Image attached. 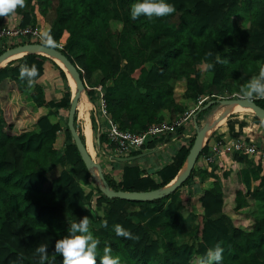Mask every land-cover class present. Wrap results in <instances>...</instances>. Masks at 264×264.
Here are the masks:
<instances>
[{
	"label": "trees",
	"instance_id": "obj_1",
	"mask_svg": "<svg viewBox=\"0 0 264 264\" xmlns=\"http://www.w3.org/2000/svg\"><path fill=\"white\" fill-rule=\"evenodd\" d=\"M137 2L26 0V7L0 17V24L6 21L8 28L30 26L39 32L51 26L59 50L77 68L90 102L99 108L94 87L100 86L111 120L133 133L172 122L207 97L194 113L201 128V118L219 105L205 108L218 101L214 88H224L226 98L242 96L240 89L264 66V0H166L175 6L174 13L133 20L130 10ZM209 52L212 56H207ZM216 57L225 62L217 63ZM24 63L39 70L32 88L19 79ZM48 63L57 73L53 81L44 79ZM204 63H213L214 68L205 71ZM180 87L182 94L177 91ZM70 99L64 71L46 56L27 54L0 68V264H39L35 248L40 244L48 245L46 264H63L54 253L55 241L68 235L71 223L83 213L91 215L90 231L100 241L97 264L105 246L120 264H198L217 243L223 248L218 264H264V174L247 156L230 154V171L219 163L223 184L214 180L200 190L198 183L215 172L196 176L193 169L168 196L146 201L107 198L68 131ZM253 101L264 109V99ZM61 111H67L65 117ZM75 121L76 113V128ZM91 121L95 130L93 116ZM182 134L184 127L169 135ZM157 141L143 150L152 149ZM193 141L177 150L156 179L136 166L124 167L118 182L106 173L103 177L112 191L161 190L175 179ZM98 144L112 153L104 133L98 135ZM208 148L207 142L195 165ZM188 186L200 195L197 220L188 232L190 244L177 242L188 216L182 206L189 201ZM116 224L140 239L118 237Z\"/></svg>",
	"mask_w": 264,
	"mask_h": 264
},
{
	"label": "clouds",
	"instance_id": "obj_2",
	"mask_svg": "<svg viewBox=\"0 0 264 264\" xmlns=\"http://www.w3.org/2000/svg\"><path fill=\"white\" fill-rule=\"evenodd\" d=\"M26 7V0H0V17H7L15 13L17 8ZM176 11L175 6L167 3L166 0H140L131 6L130 16L133 20L145 16L149 19L153 17H164ZM51 26L38 33L42 45L46 48L55 49L60 47L51 34ZM212 56V53H207ZM217 63L225 61L216 57ZM205 71L214 68L213 63H204ZM39 70L35 64L29 66L27 63L19 67V79L27 82L29 88L34 87ZM240 92L244 98L252 101L256 98H264V66L259 68L257 76L252 77ZM107 227V222H105ZM114 231L118 237L138 241L140 237L134 235L129 230L124 229L120 224L114 226ZM68 235L57 239L54 244V253L63 258V264H97V248L100 241L94 237L90 231V219L84 216L73 222L68 230ZM223 248L219 243L214 248L209 249L205 256L201 257L198 264H218L223 259ZM35 255L38 256L39 264H46L49 258L48 245L40 244L35 248ZM99 264H120V258L112 255V249L105 246Z\"/></svg>",
	"mask_w": 264,
	"mask_h": 264
},
{
	"label": "crops",
	"instance_id": "obj_3",
	"mask_svg": "<svg viewBox=\"0 0 264 264\" xmlns=\"http://www.w3.org/2000/svg\"><path fill=\"white\" fill-rule=\"evenodd\" d=\"M55 77H57L56 71L52 68V66L49 63L46 64L44 79L50 80L51 78L55 79ZM46 89H48V86H46ZM87 102L89 105L87 113H86L87 119L84 117V115L80 116V118L83 121V124H82V131L83 132L81 134L84 138V144H85V146H87L86 149L87 148H88V150L92 149V150H94V154H96L97 149H96V147H94V142H93V127H92L91 117L92 116L94 117L95 127H96L99 134H102V133L105 134L107 128H106V124H105L104 119L99 117L95 113L94 109L96 110L97 108H95V106L92 104V102H90L88 97H87ZM254 117H255V115H253L252 112H251V114H248V112H242L241 111V112L232 113L229 116L225 117L224 121L221 122L220 124L216 125V127L214 126L215 122H214V124L212 123L210 135L207 138V140L201 145L200 148L204 147L207 142L209 145H211L213 143V141H215L217 139H220L223 141L224 140H228V141L241 140V141H247V142L249 141L251 143V145L255 146L256 150H258L260 152L261 151L264 152V126L258 124L255 121ZM193 122L194 121H192V123ZM194 124H195V122H194ZM190 125H191V122L187 123L185 128L189 127ZM187 136L188 135L186 133V134H182V135H173V136H169V137L167 136V137L158 138V141L154 144V147L152 149H150V150H148V149L143 150L142 149L140 151L131 152V153H129L123 157H117V156L113 155V152L111 154L105 153L100 148L102 154L104 155L103 161H102V163H100L101 168H102V172L110 175L116 182H118L120 180L122 170L124 167L136 166L139 169H141L142 171H144L147 175L156 179L157 178V172L172 162V159L175 156L177 150L182 145H184L183 144V138H185ZM97 143H98V137H97ZM175 143L177 145L173 150L171 146ZM229 156H230V154L221 155L218 159L219 161L216 163L217 168L219 166V163L223 164L224 170H225V166H228L230 168L231 160H230ZM258 156H260V159H258ZM247 157L249 158L250 161H252L255 165H257L258 168L263 170L262 172L264 173V163L258 162V161H262L264 159L262 153H257L254 156L252 155V156H247ZM263 162H264V160H263ZM202 164L204 165L203 161H201L199 163V165H202ZM214 175H213V178L215 177ZM209 180H211V178ZM206 182H207V180L202 182V183H198L199 184L197 186L198 189H200V186H202ZM193 189H194V187H193ZM198 189L196 188V192ZM199 197H200V195H197L196 199H198ZM84 208L89 210L88 206H85ZM198 210L199 209H197L196 211H198ZM185 220L186 219H184V221Z\"/></svg>",
	"mask_w": 264,
	"mask_h": 264
},
{
	"label": "built area",
	"instance_id": "obj_4",
	"mask_svg": "<svg viewBox=\"0 0 264 264\" xmlns=\"http://www.w3.org/2000/svg\"><path fill=\"white\" fill-rule=\"evenodd\" d=\"M38 33V28H32L30 26L14 29L8 28L5 21L0 24V52L4 47H7V49L13 48L11 43L15 41H26V44H29L30 41L32 42V44H42L39 39ZM60 48L61 46L58 47V49ZM98 92L99 108L96 110L94 109V111L99 117L104 119L107 128L105 133L107 141L113 146V155L117 157H123L131 152L140 151L152 140L165 137L169 134H173L178 128L185 127L187 123L195 121V111L198 110L199 107L208 99L207 97L199 98L196 103L195 109L184 112L181 116H179L172 122L163 121L158 124H152L141 133H133L130 131L121 130L118 125L111 120L106 108V102L104 99L105 95L99 89ZM237 97L244 98L243 96L239 95H237ZM235 153L245 156H254L257 153H262L264 157V152L256 150L255 146L251 145L249 141H223L217 139L213 141L211 145H209L208 151L206 153H203L200 158H202L204 164L208 166L216 164L219 157L223 154L228 155Z\"/></svg>",
	"mask_w": 264,
	"mask_h": 264
},
{
	"label": "water",
	"instance_id": "obj_5",
	"mask_svg": "<svg viewBox=\"0 0 264 264\" xmlns=\"http://www.w3.org/2000/svg\"><path fill=\"white\" fill-rule=\"evenodd\" d=\"M27 48L28 49L34 48V49H37L39 51L44 52L45 54H47L51 57L57 58L60 61V63H62L64 65V67L69 72H71L73 74L74 80H75V92L72 93L71 99H70V106H69L68 116H67V128H68V131L72 137L74 144L76 145L77 149L80 152L81 158L84 161L85 165L91 170H94V169L96 170L98 178L102 184L101 186L99 185L100 189L107 198H117V199L126 200V201H146V200L158 199V198H162L164 196H168L169 194L173 193L186 181V179L191 174V171L194 169L196 159H197L200 151L202 150V148H200V149L198 148L199 142H200V132H199L200 129L197 125H196V131H197L196 136H195L193 144L189 150L188 157H187L185 163L183 164V166L185 164H187L186 175L183 176L182 178L178 179V180H176V177H175V179L170 183L171 185H170L169 189H167V190L161 189V190L148 191V192H124V191H112V190H110L107 182L105 181V179L103 177L101 165L96 163L93 160L92 156L90 155V153L86 149L85 144L80 139L78 131L74 127V116H75V113L78 109L77 105H78V102L80 100V95L82 94V91H84V84H83L82 80L80 79V75L77 71V68L70 62V60L67 58L66 55L61 53V51L59 49H57V48H55V49L46 48L42 44H37V43H35V44H24L21 46H16L13 48L6 49L4 52H2L0 54V62L2 60H4L5 58L9 57L10 55L17 53V52H20L22 50H25ZM5 66H3V67H5ZM3 67H0V68H3ZM60 68L64 71V69L62 67H60ZM64 73H65V71H64ZM65 76H66V73H65ZM66 79L68 82L67 76H66ZM68 84H69V82H68ZM69 86H70V84H69ZM216 102L222 106H228L230 104L236 105V106H248L252 109L253 114L261 122L264 123V109L261 108L260 106H258L253 100L249 101L246 98H239V97H237V98H226V99H222V100H218V101H211L205 106V108L215 104Z\"/></svg>",
	"mask_w": 264,
	"mask_h": 264
},
{
	"label": "rangeland",
	"instance_id": "obj_6",
	"mask_svg": "<svg viewBox=\"0 0 264 264\" xmlns=\"http://www.w3.org/2000/svg\"><path fill=\"white\" fill-rule=\"evenodd\" d=\"M27 42L25 41H20V42H12L11 43V45H12V47H16V46H21V45H24V44H26ZM29 44H32V42L30 41L29 42ZM7 49V47H4L3 48V50H6ZM2 51V50H1ZM30 54H36V53H30ZM24 56V55H23ZM23 56H21V57H23ZM43 56H45V55H43ZM21 57H17L16 59H14L13 61H16V60H18V59H20ZM47 57V56H46ZM49 58V57H48ZM49 59H51V58H49ZM52 60V59H51ZM12 62V61H11ZM9 63V62H8ZM8 63H6V64H8ZM6 64H4V65H0V67H3V66H5ZM47 80V79H46ZM49 80V79H48ZM54 80V78H51L50 79V81H53ZM69 82V81H68ZM70 84V83H69ZM69 84H68V87H69V89H70V92H71V95H72V93H74L75 92V87H71V85L69 86ZM95 89H99V90H102V88L100 87V86H98V85H96V87H94ZM177 91H179L181 94L184 92V87H180V88H178L177 89ZM103 93H105V91H102ZM213 92L215 93V94H217V95H219V96H217V100H222V99H226V97H228V96H226V95H228V93H226L225 92V90H224V88H222L221 90H219L218 91V89H216V88H214L213 89ZM99 93V92H98ZM224 94V95H223ZM237 95H239V94H233L232 96H230V98H237ZM240 96V95H239ZM88 102H87V97H86V94H85V92L84 91H82V94H81V96H80V100H79V103H78V110L76 111V121H75V124H76V130L78 131V133H82L83 131H82V124H83V121H82V119L80 118V116H83L84 115V117L87 119V110H88ZM225 107H227V106H222V105H217V106H215V107H213V109H212V111L209 113V115L208 116H204V117H202L201 118V120H200V125H203L201 128L199 127V132H201V130L205 127V126H207V125H211L212 123H214L216 120H217V118H219L221 115H222V111H224V109H225ZM236 112H240V111H236ZM236 112H234V113H236ZM242 112H248V114H251V112L252 111H242ZM66 113H67V111H61V116L62 117H65L66 116ZM253 113V112H252ZM232 114V113H231ZM254 115V114H253ZM223 124V123H222ZM64 126V125H63ZM94 129V128H93ZM85 132V131H84ZM187 133V137H185V138H183V144L184 145H188L189 144V141L192 139V138H195V136H196V124H194V123H192L191 122V125L189 126V127H187V128H185L184 127V134H186ZM98 131H97V129L95 128V130H93V142H94V147H96V149H97V152H96V154H94V150H92V149H89L88 151L90 152V154L92 155V158H93V160L96 162V163H102V161H103V154H102V152H101V149H100V147H99V145H98V143H97V137H98ZM60 139H61V141L62 142H65V135L63 134V132H61L60 133ZM169 136H171V135H169ZM173 136V135H172ZM176 143L175 144H173L171 147H172V149L174 150V148L176 147ZM258 159H260V156H258ZM264 160V159H263ZM263 160L262 161H258V162H261V163H264L263 162ZM200 161H202V158H200ZM219 161V160H218ZM216 165L217 164H214V165H195L194 166V174L197 176H200V175H202L203 174V172H205V171H207V172H212V171H214L215 172V177L213 178V176L211 177V180H207V182L205 183V184H203L202 186H200V190H202V189H205V188H207V187H209L210 185H211V183H212V181H214V180H219L220 181V183L221 184H223L224 183V178H223V171H221V170H219L217 167H216ZM231 166V165H230ZM184 167V166H183ZM182 167V168H183ZM66 168H68V166H66ZM181 168V169H182ZM224 168V167H223ZM180 169V170H181ZM228 170V171H230L231 169L228 167V166H225V170ZM226 170V171H227ZM218 171V172H217ZM217 172V173H216ZM179 173V172H178ZM92 174H93V177H94V179L98 182V184L101 186L102 184H101V182H100V180H99V178H98V175H97V172H96V170L94 169V170H92ZM264 174V173H263ZM195 189V188H194ZM193 189V187L192 186H188V187H186V190H188L187 192L189 193V201L187 202V203H183L182 204V206L184 207V211L185 212H187L188 213V216H187V218H186V220L183 222V224H182V228H183V233L181 232L180 234H179V236L177 235V242H179V243H188V244H190V243H192L193 242V240L192 239H190L189 237H188V232L191 230V228H192V226H193V224H195L196 223V212H198V211H196L197 209H199L200 208V206H199V204L197 203V195H199V193H197L196 192V190H194ZM179 206V205H178ZM89 207V206H88ZM179 208V207H178ZM89 210H90V212L92 213V216H93V220L94 219H96V216H95V214H94V212L90 209V207H89ZM86 212H89V211H86ZM85 212V213H86ZM229 214H227V215H229L231 218H233L234 217V215L232 214V213H230V212H228ZM89 214V213H88ZM87 215V213L86 214H80L79 215V219H81L82 217H84V216H86ZM91 216V215H90ZM89 216V217H90ZM42 223H45V222H47V220H42L41 221ZM49 223V225L51 224V223H53V221H49L48 222ZM90 226H91V220H90ZM57 228H55V230H56ZM155 236H153V238H154ZM96 257H99V256H96ZM160 262V259H157V263H159Z\"/></svg>",
	"mask_w": 264,
	"mask_h": 264
},
{
	"label": "bare ground",
	"instance_id": "obj_7",
	"mask_svg": "<svg viewBox=\"0 0 264 264\" xmlns=\"http://www.w3.org/2000/svg\"><path fill=\"white\" fill-rule=\"evenodd\" d=\"M30 53H36V54H40V55H45V56L51 58L54 62L57 63L58 66H60V67H62V68L64 69V71H65V73H66V76H67V78H68V81H69L71 87H75V80H74V76H73V74H72L71 72H69V71L64 67V65H63L62 63H60V61H59L57 58L51 57V56L45 54L44 52L39 51V50L34 49V48H29V49L27 48V49L22 50V51H20V52L14 53V54L10 55L9 57L5 58L4 60H2V61L0 62V65H4V64H6V63H8V62L13 61V60L16 59L17 57H21V56H23V55L30 54ZM74 89H75V88H74ZM80 96H81V95H80ZM78 103H79V102H78ZM77 108H78V105H77ZM247 110H248V111H252V109H251L250 107H248V106H236V105H232V104H230V105H228L227 107H225L224 111H222V112H223L222 115H221L219 118H217V120L215 121V125H214V126L216 127V125H218V124H220L221 122H223L224 119H225V117L229 116L231 113H234V112H236V111H240V112H241V111H247ZM213 124H214V123H213ZM210 130H211V125H207V126H205V127L201 130V132H200V142H199V147H198V148H200L201 145L207 140V138H208L209 135H210ZM88 140H89V139H88ZM86 147H87V146H86ZM87 150H88V148H87ZM88 152H89V151H88ZM186 171H187V164H185L184 167L179 171L178 175L176 176V180H178V179L182 178L183 176H185V175H186ZM170 185H171V184L169 183V184H168L165 188H163V189H165V190L169 189Z\"/></svg>",
	"mask_w": 264,
	"mask_h": 264
}]
</instances>
